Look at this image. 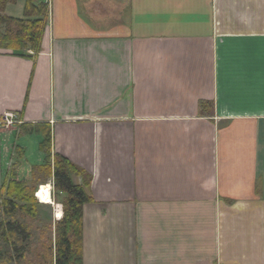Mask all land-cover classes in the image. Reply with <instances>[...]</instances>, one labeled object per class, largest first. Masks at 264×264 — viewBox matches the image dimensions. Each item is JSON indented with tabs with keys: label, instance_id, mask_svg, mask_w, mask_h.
Segmentation results:
<instances>
[{
	"label": "crops",
	"instance_id": "0c3cea01",
	"mask_svg": "<svg viewBox=\"0 0 264 264\" xmlns=\"http://www.w3.org/2000/svg\"><path fill=\"white\" fill-rule=\"evenodd\" d=\"M38 1L40 51L0 48V191L50 130L92 176L83 264H264V0Z\"/></svg>",
	"mask_w": 264,
	"mask_h": 264
},
{
	"label": "trees",
	"instance_id": "16d2710c",
	"mask_svg": "<svg viewBox=\"0 0 264 264\" xmlns=\"http://www.w3.org/2000/svg\"><path fill=\"white\" fill-rule=\"evenodd\" d=\"M16 1L0 0V48L10 49L21 55H25V51L30 49L34 52L32 56H35L41 49L48 24L49 5L44 1L26 0L23 17L4 14L6 5ZM51 142V131L48 130L42 143L47 161L32 168L31 184L13 177L6 181L0 191L1 212L5 217L12 218L0 221L1 235L15 248L19 240L21 242L28 239L29 227L16 216H37L39 201L35 192L39 184L52 179L54 190L64 192L66 196L62 202L61 218L51 228L55 233L45 239L37 263L83 264V205L92 199L85 189L92 176L66 157L52 154ZM73 173L82 175L84 183H74ZM44 184L39 189L44 188Z\"/></svg>",
	"mask_w": 264,
	"mask_h": 264
},
{
	"label": "rangeland",
	"instance_id": "374dc122",
	"mask_svg": "<svg viewBox=\"0 0 264 264\" xmlns=\"http://www.w3.org/2000/svg\"><path fill=\"white\" fill-rule=\"evenodd\" d=\"M17 2L18 1L13 3V8H17V11H13V15L22 16L23 8L21 9V7L16 4ZM34 147L35 148L34 150H32V153L36 154L38 148H36V146ZM21 168L23 169V173L21 175L25 176L24 170L28 169V164L24 163ZM42 189H47L50 192L52 189L54 194L52 203H54H47L48 205L41 204L40 200L38 199V214L35 218H32L28 215L22 216L20 214L16 216L17 218H19L21 223L26 224L29 227L30 231V236L28 237V239H25L21 242L19 240V244L16 246V248L2 238L0 231V264H38V255L42 254V246L45 239L49 238L52 234L55 233L53 229L51 230V228H54L57 219L61 218L62 202L63 198L66 195V193L64 192H58L54 190L50 183H45L44 188ZM59 211L60 214H58ZM6 218L7 217L2 214L0 209V221L5 220Z\"/></svg>",
	"mask_w": 264,
	"mask_h": 264
},
{
	"label": "bare ground",
	"instance_id": "6f19581e",
	"mask_svg": "<svg viewBox=\"0 0 264 264\" xmlns=\"http://www.w3.org/2000/svg\"><path fill=\"white\" fill-rule=\"evenodd\" d=\"M41 186V185H40ZM52 192H50L47 189H39L36 193L37 198L45 203H51L52 202V197L51 194Z\"/></svg>",
	"mask_w": 264,
	"mask_h": 264
},
{
	"label": "built area",
	"instance_id": "2783aa9c",
	"mask_svg": "<svg viewBox=\"0 0 264 264\" xmlns=\"http://www.w3.org/2000/svg\"><path fill=\"white\" fill-rule=\"evenodd\" d=\"M2 123H5L7 125L14 123L13 115L10 114L5 115V117L2 119Z\"/></svg>",
	"mask_w": 264,
	"mask_h": 264
}]
</instances>
